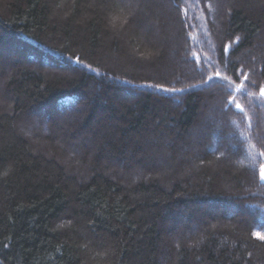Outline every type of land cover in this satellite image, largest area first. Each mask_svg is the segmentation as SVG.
I'll return each mask as SVG.
<instances>
[{
  "label": "trees",
  "instance_id": "obj_1",
  "mask_svg": "<svg viewBox=\"0 0 264 264\" xmlns=\"http://www.w3.org/2000/svg\"><path fill=\"white\" fill-rule=\"evenodd\" d=\"M261 89L264 0H0V264H264Z\"/></svg>",
  "mask_w": 264,
  "mask_h": 264
},
{
  "label": "snow or ice",
  "instance_id": "obj_2",
  "mask_svg": "<svg viewBox=\"0 0 264 264\" xmlns=\"http://www.w3.org/2000/svg\"><path fill=\"white\" fill-rule=\"evenodd\" d=\"M77 62L79 63V58H77ZM217 75H219V74H217ZM210 79H211V77H210ZM244 79L247 80L248 77L245 76ZM144 87H160V86H158V85H144ZM162 90L168 91V92L177 91L176 89H170V88H163ZM179 91H183V89H180ZM261 96H264V89H261ZM236 107L240 108L241 111H243V108L239 104H237ZM261 155H264V153H261ZM260 176H261V179H264V165H261ZM253 235L256 238H258L259 240L264 241V233L257 231V232H254Z\"/></svg>",
  "mask_w": 264,
  "mask_h": 264
},
{
  "label": "rangeland",
  "instance_id": "obj_3",
  "mask_svg": "<svg viewBox=\"0 0 264 264\" xmlns=\"http://www.w3.org/2000/svg\"><path fill=\"white\" fill-rule=\"evenodd\" d=\"M11 48H12V47H11ZM14 48H15V47H13L12 50H14ZM256 61H259V62H260V57L257 56V57H256ZM45 64H46V65H45ZM45 64H44V65L47 66V64H49V63L46 62ZM49 66H51V65H49ZM46 134H47V133H46ZM232 209H233V208L230 207L228 210L230 211V210H232Z\"/></svg>",
  "mask_w": 264,
  "mask_h": 264
}]
</instances>
